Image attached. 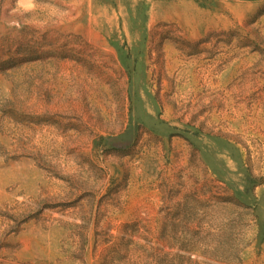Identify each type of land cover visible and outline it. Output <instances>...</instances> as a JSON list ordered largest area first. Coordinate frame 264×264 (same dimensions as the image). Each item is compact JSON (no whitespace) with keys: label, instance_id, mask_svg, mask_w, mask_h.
<instances>
[{"label":"rangeland","instance_id":"rangeland-1","mask_svg":"<svg viewBox=\"0 0 264 264\" xmlns=\"http://www.w3.org/2000/svg\"><path fill=\"white\" fill-rule=\"evenodd\" d=\"M0 264H264V0H0Z\"/></svg>","mask_w":264,"mask_h":264}]
</instances>
